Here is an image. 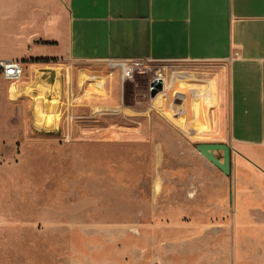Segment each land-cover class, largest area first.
I'll return each mask as SVG.
<instances>
[{
    "label": "rangeland",
    "instance_id": "374dc122",
    "mask_svg": "<svg viewBox=\"0 0 264 264\" xmlns=\"http://www.w3.org/2000/svg\"><path fill=\"white\" fill-rule=\"evenodd\" d=\"M26 70L18 81L0 73V264H264L255 243L264 227L238 224L253 213L236 211L231 173L227 193L208 191L218 193L222 171L199 140L165 128L156 112L83 125L70 110L78 91L66 106L40 85L16 90ZM151 79L127 82L124 101L155 96ZM222 201L226 212L215 209Z\"/></svg>",
    "mask_w": 264,
    "mask_h": 264
},
{
    "label": "crops",
    "instance_id": "0c3cea01",
    "mask_svg": "<svg viewBox=\"0 0 264 264\" xmlns=\"http://www.w3.org/2000/svg\"><path fill=\"white\" fill-rule=\"evenodd\" d=\"M0 45V60L20 59L29 73L16 90L40 85L66 106L78 91L70 110L83 125L120 106L116 114L156 112L198 143L228 144L236 211L253 213L238 224L264 227V0H0ZM130 58L163 63L170 82L127 104L120 71L107 61ZM181 63L201 72L195 78ZM220 174L218 193L207 189L223 196L229 181Z\"/></svg>",
    "mask_w": 264,
    "mask_h": 264
},
{
    "label": "built area",
    "instance_id": "2783aa9c",
    "mask_svg": "<svg viewBox=\"0 0 264 264\" xmlns=\"http://www.w3.org/2000/svg\"><path fill=\"white\" fill-rule=\"evenodd\" d=\"M157 63L158 61L143 58L110 59L107 61L109 67L119 69L123 89L127 82L135 81L137 74H149L152 77L151 83L156 85L161 84L164 86L169 83L171 78L166 77L162 67L154 69ZM0 73L6 80L18 81L25 74L24 63L20 59L0 60ZM148 106L151 108L155 107L153 102H150ZM104 111L116 113L118 109L110 107L105 108Z\"/></svg>",
    "mask_w": 264,
    "mask_h": 264
},
{
    "label": "water",
    "instance_id": "95a60500",
    "mask_svg": "<svg viewBox=\"0 0 264 264\" xmlns=\"http://www.w3.org/2000/svg\"><path fill=\"white\" fill-rule=\"evenodd\" d=\"M196 149L225 175L231 173V148L226 143H198ZM222 151V159L215 152Z\"/></svg>",
    "mask_w": 264,
    "mask_h": 264
},
{
    "label": "trees",
    "instance_id": "16d2710c",
    "mask_svg": "<svg viewBox=\"0 0 264 264\" xmlns=\"http://www.w3.org/2000/svg\"><path fill=\"white\" fill-rule=\"evenodd\" d=\"M36 61H48V59L40 58V59H37Z\"/></svg>",
    "mask_w": 264,
    "mask_h": 264
}]
</instances>
